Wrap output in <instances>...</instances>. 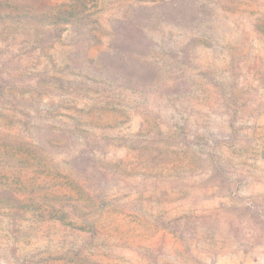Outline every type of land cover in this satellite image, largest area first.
<instances>
[{"label": "rangeland", "instance_id": "1", "mask_svg": "<svg viewBox=\"0 0 264 264\" xmlns=\"http://www.w3.org/2000/svg\"><path fill=\"white\" fill-rule=\"evenodd\" d=\"M0 264H264V0H0Z\"/></svg>", "mask_w": 264, "mask_h": 264}, {"label": "trees", "instance_id": "2", "mask_svg": "<svg viewBox=\"0 0 264 264\" xmlns=\"http://www.w3.org/2000/svg\"><path fill=\"white\" fill-rule=\"evenodd\" d=\"M123 39H125L126 42L129 43V44H131V43H133V42L135 41L134 37H132V36H128V35H125V36L123 37Z\"/></svg>", "mask_w": 264, "mask_h": 264}]
</instances>
